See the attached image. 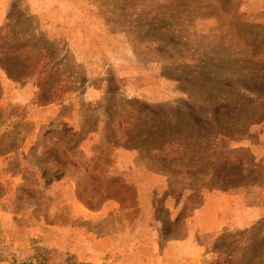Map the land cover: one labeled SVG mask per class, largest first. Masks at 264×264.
Here are the masks:
<instances>
[{
    "label": "rangeland",
    "instance_id": "rangeland-1",
    "mask_svg": "<svg viewBox=\"0 0 264 264\" xmlns=\"http://www.w3.org/2000/svg\"><path fill=\"white\" fill-rule=\"evenodd\" d=\"M47 1L0 27L43 58L0 68V263L264 264V0H53L52 31Z\"/></svg>",
    "mask_w": 264,
    "mask_h": 264
},
{
    "label": "trees",
    "instance_id": "trees-1",
    "mask_svg": "<svg viewBox=\"0 0 264 264\" xmlns=\"http://www.w3.org/2000/svg\"><path fill=\"white\" fill-rule=\"evenodd\" d=\"M2 30H0L1 35ZM20 35L14 36L12 38L7 37H1L0 36V68L6 73L8 79L15 83H22L27 81L28 79L37 76V79H40V76L43 73V70L39 71L40 64L42 62V57L39 56V53L41 51V47H38L37 45L33 46H26L24 45V42L19 38ZM33 42H36L35 39H32ZM50 59V66L46 69V77L45 80H43L42 83H38V87L40 88L41 97L46 96V100L51 101L54 98H49L53 96V91L56 90L57 84L52 85V80L54 76V71L56 69V65L53 63L57 56H47ZM46 59V58H44ZM46 61V60H45ZM0 96H1V84H0ZM17 126H14V131H17ZM7 138V149L3 152L5 155L10 154L18 150V147L13 146V142L15 140V136ZM148 139H153L151 136L146 134ZM156 152H162L163 150H166L167 147L163 144H155L154 146ZM181 146H175L173 147V150L176 152L180 149ZM166 148V149H165ZM139 149V148H138ZM167 157H169L166 154H162L161 156V162L162 163V169H166L167 166H164V163L167 161ZM182 160V158L176 159V161ZM253 163V161H251ZM225 165L229 164V159L226 160ZM224 165V167H226ZM175 167L174 170H172L173 174H175ZM181 168H177V172H180ZM190 170H188V173H185L188 177L192 176V173H189ZM180 176V173L175 174V177L173 179H176ZM54 177V176H52ZM229 176H226L225 178H228ZM223 181L224 177H221ZM220 178V179H221ZM52 181H55V178L52 179ZM198 181L195 182V184ZM222 183V182H220ZM200 198V195L196 193V190H192V194H190L186 198V203H191L195 199ZM197 208V207H196ZM48 255V254H47ZM46 254H43V252L39 251L36 253V255L33 257V259L37 262V264H48L49 258ZM64 264H81L76 261L73 262L71 259H67ZM215 264H227V261L221 262H215Z\"/></svg>",
    "mask_w": 264,
    "mask_h": 264
},
{
    "label": "crops",
    "instance_id": "crops-1",
    "mask_svg": "<svg viewBox=\"0 0 264 264\" xmlns=\"http://www.w3.org/2000/svg\"><path fill=\"white\" fill-rule=\"evenodd\" d=\"M13 0H0V27L3 26L4 22L6 21V18L8 16V9L10 8L11 4H12ZM32 2V0H29ZM35 2V0H34ZM254 6L247 4V7H245L244 9L247 12H255V11H261L260 10H254L253 9ZM32 12L35 13L36 15L39 16V18H41L42 20H44L45 24H46V29L48 31H52V29H54V25H53V20H52V15L54 14V12H58L57 9H59L58 5L53 2V0H48L46 5H39V3L37 2L36 5H33L31 8ZM121 38H118V40ZM112 40V39H111ZM95 41L97 42V47L98 50H102V52H106L108 53L110 50L109 48V42L106 40L105 37H98L95 39ZM80 42H78L79 44ZM122 49H123V45H122ZM108 57H110L109 55H107ZM110 59V58H109ZM123 59V57H122ZM120 60L119 63H123L124 61L128 60V57H126L125 60ZM114 62H117V60H115ZM139 236V235H138ZM134 241H136L135 243H137V236L134 238ZM152 246H153V242H152V236L151 238L148 240ZM106 244V248H107ZM74 253L78 254L79 258L82 259L81 257V251H74ZM153 253V252H152ZM153 256V254H152ZM83 261H88L85 259H82ZM0 264H5V263H0Z\"/></svg>",
    "mask_w": 264,
    "mask_h": 264
}]
</instances>
